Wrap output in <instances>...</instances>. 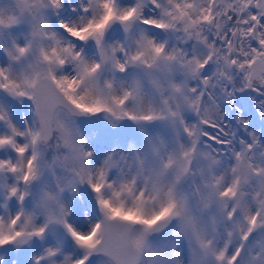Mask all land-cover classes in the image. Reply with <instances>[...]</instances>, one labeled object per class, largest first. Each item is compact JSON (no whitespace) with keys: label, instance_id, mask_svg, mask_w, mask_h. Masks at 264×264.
I'll return each instance as SVG.
<instances>
[{"label":"snow or ice","instance_id":"snow-or-ice-1","mask_svg":"<svg viewBox=\"0 0 264 264\" xmlns=\"http://www.w3.org/2000/svg\"><path fill=\"white\" fill-rule=\"evenodd\" d=\"M0 264H264V0H0Z\"/></svg>","mask_w":264,"mask_h":264}]
</instances>
